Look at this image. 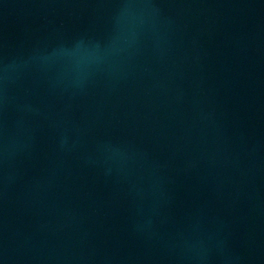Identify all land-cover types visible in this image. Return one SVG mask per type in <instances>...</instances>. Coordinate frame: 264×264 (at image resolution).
<instances>
[{"label":"water","instance_id":"obj_1","mask_svg":"<svg viewBox=\"0 0 264 264\" xmlns=\"http://www.w3.org/2000/svg\"><path fill=\"white\" fill-rule=\"evenodd\" d=\"M0 264H264V0H0Z\"/></svg>","mask_w":264,"mask_h":264}]
</instances>
